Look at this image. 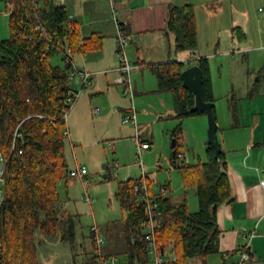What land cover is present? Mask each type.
<instances>
[{"label":"trees","instance_id":"1","mask_svg":"<svg viewBox=\"0 0 264 264\" xmlns=\"http://www.w3.org/2000/svg\"><path fill=\"white\" fill-rule=\"evenodd\" d=\"M4 1L10 36L0 39V144L5 159L0 203V264H40L38 247L53 235L60 233L72 249L78 247L79 216L68 210L59 192V184L73 177L66 157L69 128L65 114L70 105L64 97L71 86V67L54 63L53 59L62 55L60 48L70 50L73 58L85 43L81 44L66 5L58 6L54 0ZM166 30L174 34L177 51H192L203 72L204 100L214 104L209 59L196 56L199 42L195 5H171ZM186 67L183 61L151 65L159 90L173 93L177 117L181 119L205 113L190 111L195 96L184 85ZM213 113L216 117L214 105ZM208 154L206 162L176 164L185 187H196L198 210H190L186 200L174 203L169 193H151L157 203L156 242L164 254V264H190V259L195 257L207 264L209 255L220 253L217 208L232 198L231 184L224 150L216 156L210 145ZM141 181V177L120 181L116 193L124 214L122 254L128 264L150 263L142 227V221L148 217V203L134 189ZM170 246L176 259L167 253ZM72 264L99 262L91 247L89 251L84 249L82 260L73 258Z\"/></svg>","mask_w":264,"mask_h":264},{"label":"crops","instance_id":"2","mask_svg":"<svg viewBox=\"0 0 264 264\" xmlns=\"http://www.w3.org/2000/svg\"><path fill=\"white\" fill-rule=\"evenodd\" d=\"M228 1L66 0L67 11L77 27L80 42L81 44L85 43L82 50L73 54V61L79 69L91 73L89 85L81 91L80 97L67 116L68 139L71 153L73 152L74 156L71 161L67 160L68 171L78 167L87 168L82 163L83 161L78 159L75 150L77 145L81 146L79 153L80 156L82 155L81 159H85L86 153L90 152L87 145L90 146L91 141H94L93 144L97 143L100 148L103 146V149H107L112 157H115L112 167L109 162L105 163L107 167L104 170H108L107 178H111L113 175L118 177L120 169L125 177L120 181L145 175L150 185V193H156L160 187L164 186L168 189L174 203L177 201L176 204H180L186 200L189 206L187 190L193 189L196 195V187L195 185L185 187L181 169L178 166L209 160L208 147L210 145L206 142L209 128L208 117H206V113L192 115L199 116L194 121L198 125L195 135L199 137L201 145H205V158L203 159L204 156L198 154V156L193 155L194 158L191 162H185L187 154L180 149L182 144L179 145L178 140L183 132L184 120L192 116H187L183 120L177 117L174 95L170 90H159L158 78L151 65L168 61H183L187 63L186 68L198 65L196 58H193L192 51H177L175 49L174 34L166 30L171 5L192 3L195 5L198 26L199 43L196 56L209 59L215 97L213 104L216 112L215 118L218 123L220 145L226 155L232 197L217 208V221L221 229L220 253L212 254L211 259L209 255L207 264L209 259L214 264H236L240 261L242 252L247 245H249L251 259L243 264H264V186L261 185V181L264 179V73L260 70L261 79H257L259 76L255 78L254 86L241 93H239L240 90H235V76H232V89L228 88L227 94L228 104L223 108H218L216 101L220 86L216 83L211 65L212 56L216 53L224 55L232 53V60L236 61L242 57L236 56L237 54L264 49V36L259 34L258 39L254 38L251 43H248V31L243 17L240 15L235 18L236 13H232V22L227 20L229 15L224 17L229 11ZM230 1V9L233 12L235 10L234 0ZM235 1L237 2V0ZM113 5L129 41L126 46V54L128 52L127 58L133 65L130 76L119 71L121 62L118 51L120 46ZM5 12L8 14L6 10ZM199 17H202L201 22ZM215 31L218 37L219 33H227L228 41L224 44L222 51L219 49L212 51L203 47L204 33L213 35ZM221 42L222 38L218 39V48L221 47ZM59 57L60 63L64 64L62 55ZM262 61L264 62V60ZM152 76H154V80H152ZM220 76L221 78L224 76L221 71ZM71 86L79 88V80L75 79ZM133 107L137 115V124L131 121L124 122V117L132 112ZM155 121L162 124L165 141H169L171 136L176 137L174 138L175 143L177 141L178 144L176 150L178 149L179 152L173 156L172 151L170 160L172 166L177 168L181 176L180 186H177V190L173 185L171 172L169 180L161 183L148 175L142 161V156H146L148 160L153 156L154 139L156 138L155 132L149 126L151 122L153 124ZM89 125L92 126V130L89 129ZM137 134L149 143V148L143 149L141 154H139L137 145ZM101 141L104 143L100 144ZM183 143L189 144V141L184 140ZM130 147H132L131 154L132 151L136 155L138 154L139 159L137 158L136 162L129 153ZM172 149L174 150L173 147ZM179 153L183 154L181 159L178 157ZM120 158L123 164H121ZM0 162L2 164V161ZM135 171H141V175L134 176ZM71 178L76 179V182L81 180L75 176L69 177L67 182ZM81 182L83 183L82 180ZM182 187L184 193L175 200V193ZM93 200L87 202L92 204ZM198 208H190V210L196 211ZM120 223L122 226V221ZM102 230L107 239L104 251L110 255L120 256L123 252L122 248L116 242L110 241L105 230ZM113 235L116 236L115 239H123L120 226L114 227ZM91 247L92 241L90 249ZM170 251H172L171 246L167 253L174 256ZM197 259H199L198 264H202V258L198 257Z\"/></svg>","mask_w":264,"mask_h":264},{"label":"rangeland","instance_id":"3","mask_svg":"<svg viewBox=\"0 0 264 264\" xmlns=\"http://www.w3.org/2000/svg\"><path fill=\"white\" fill-rule=\"evenodd\" d=\"M230 2L231 1L229 0V11L226 12L224 17L229 15L227 20L230 22H232V13H236L235 18H238L240 15L243 17L247 26L246 29L248 31V43H251L252 39L254 38L258 39L259 34L264 36V0H237V2L234 0L235 10L233 12L230 9ZM5 7V1H0V39L8 38L10 36L9 17L5 12ZM199 18L201 22L202 17ZM219 37L222 38V42L221 47L218 48L217 42L218 39H220ZM219 37L216 31L213 35L204 33L202 41L203 47L212 51L215 49L222 51L224 49V44L228 41L227 33H219ZM232 56V53H229V55L216 53V55L212 56L213 60H211V65L214 78L216 83L220 86L217 93L218 99L216 101L218 108H223L228 104L227 94L228 88H230V90L232 89V76H235V90H240L239 93H241L243 90L248 88L251 89L254 86L255 78L260 75V70H262V73H264V62L262 61L264 60V49H257L256 51L250 53L246 52V54H237L236 56L238 57L242 56L241 58L237 59L238 61H233ZM53 62L60 63V57H54ZM220 71L224 74L222 78L220 76ZM152 80H154V76H152ZM198 117L199 116H192L187 118L182 124L183 132L181 133L178 142L179 145L182 144L180 149L187 154V159L185 162H191L194 158L193 155L198 156L199 154L202 157L204 156L203 159L206 156L205 145H201L199 137L195 135V132L198 130V125L194 121H196ZM88 127L90 130H92L91 125ZM149 128L155 132L156 139H154V152L152 153L153 156L151 159L148 160L146 156H142V161L146 166L148 175L152 178H156L159 182L164 183L169 180V175L171 172L173 185L177 190V186H180L179 182L181 180V176L177 168L172 166L170 160L173 151L172 141L176 137L171 136L169 141H165L166 138L163 136L162 124L159 121H155L153 124L151 122ZM184 140L189 141V144H184ZM93 142L94 141H91L90 146L89 144L87 145L88 149H90V152L86 153L87 157H85V159H81L82 155L80 156L79 153L81 146L77 145L75 150L78 159L83 161L82 163L85 164L90 171V175L88 176L90 184L89 190L94 199L93 203L90 204L87 202V192L81 180L76 182V179L71 178V180L69 179L68 182L64 180L59 184L61 198L66 200L68 204V210L72 214L79 215V222L76 229V244L78 247L72 249L71 243L67 240H63L60 233L53 235L47 238L38 247V259L40 264H72L73 258L75 257L78 259V261L82 260L84 249L85 251L90 250L91 227L95 224L101 229L105 230V233L110 241L116 242L122 248V250L125 248L123 239H115L116 236L114 237L113 235L115 226H120L122 231V226L121 223L119 224V222L123 220V211L116 197V191L118 189V182L123 180L125 177L123 171H121L122 169L119 170L118 177L115 175H113L111 178L103 177V175L108 172V170H104L103 165L109 162L110 166L112 167L115 157H112V154L108 152L107 149H103V146L100 148L97 143L93 144ZM103 143L104 142L101 141L100 144ZM131 150L132 147L129 149L130 154ZM72 154L73 152L71 153L70 141L67 139L66 157L68 161H71V159L74 157ZM131 155L134 157L133 160L136 162L138 154L136 155V153L132 151ZM120 162L123 164L122 159ZM2 169L3 164L0 162V175ZM139 175H141V171H135L134 176ZM183 193L184 189L182 187L180 191L175 193V200H177V198ZM187 196L190 208H198V199L193 189L187 190ZM175 202L177 203V201ZM82 245H84V247ZM213 255H210V259L213 257ZM117 257L119 258L116 264H128L127 258L124 254L121 253V255H118ZM197 258L198 257L192 258L190 260V264H198L199 259ZM210 259L208 264H214Z\"/></svg>","mask_w":264,"mask_h":264},{"label":"built area","instance_id":"4","mask_svg":"<svg viewBox=\"0 0 264 264\" xmlns=\"http://www.w3.org/2000/svg\"><path fill=\"white\" fill-rule=\"evenodd\" d=\"M56 5L62 6L66 5V0H54ZM112 1V0H111ZM114 10V19L117 24V38L119 43V51L118 56L121 62V65L119 67V71H121L123 74L130 76L131 70L133 68V65L129 62V59L127 58L126 54V46L128 44V38L125 35V31L123 30L122 24L119 20V17L116 15V9L113 5ZM53 47L58 49L56 45L53 44ZM59 52H61L63 56V62L64 65L70 66L69 70V77L71 84L75 79H78L80 82L79 88H74L70 86L66 94L64 95L67 103L70 105L69 109L73 107L75 102L78 100V98L81 95V91L90 83L91 80V73L88 71H84L79 69L71 56V51H63L61 48L58 49ZM70 111V110H69ZM69 111L66 112L65 116H68ZM98 112V110H97ZM124 122H133L135 124L137 121V115L135 112V108L133 107V110L131 113L126 115L124 117ZM137 145L139 149V154H141L143 149L149 148V143L147 141H144L142 137L137 134L136 135ZM178 157L181 159L183 157L182 153L178 154ZM0 161H2L3 169L1 171L0 175V203L2 201L3 196V185H4V168H5V159L4 154L1 148L0 144ZM88 169L86 167H78L76 169L69 170V174L73 177H79L83 183L84 188L87 192L86 200L88 202H92L93 198L91 195V192L89 190V179H88ZM142 181L140 183L135 184V191L139 195L140 199L143 201H147L148 203V217L142 221V227L145 230V238L148 241V253L150 255V263L149 264H164V254L161 253L159 246L156 242V228L159 224V219L157 218V203L154 202L155 198H152V194L149 191V184L146 180L145 175H143ZM261 185L264 186V179L261 181ZM168 193V189L164 186L160 187L157 191V195H166ZM91 241H92V253L96 257L99 264H116L117 263V256L116 255H110L108 256L104 251V245L107 242V239L103 233V230L98 225H93L91 227ZM172 259H176L175 256H172ZM251 259L249 245H247L242 252L240 261L236 264H243Z\"/></svg>","mask_w":264,"mask_h":264},{"label":"water","instance_id":"5","mask_svg":"<svg viewBox=\"0 0 264 264\" xmlns=\"http://www.w3.org/2000/svg\"><path fill=\"white\" fill-rule=\"evenodd\" d=\"M184 76V85L191 91L195 96V104L190 109L191 112H205L208 117L209 128H208V139L207 144L212 145L215 149L216 156H219L222 148L218 136V123L213 113V103L207 102L204 100L202 93V81H203V72L198 65H192L186 68L183 72ZM176 143L175 139L172 141L173 156L176 155ZM106 169L107 165H103ZM104 178H107V173L103 175Z\"/></svg>","mask_w":264,"mask_h":264}]
</instances>
